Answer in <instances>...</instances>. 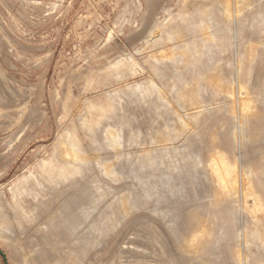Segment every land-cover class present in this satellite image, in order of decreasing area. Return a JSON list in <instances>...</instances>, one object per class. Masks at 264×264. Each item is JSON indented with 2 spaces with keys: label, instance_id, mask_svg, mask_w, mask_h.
<instances>
[{
  "label": "rangeland",
  "instance_id": "rangeland-1",
  "mask_svg": "<svg viewBox=\"0 0 264 264\" xmlns=\"http://www.w3.org/2000/svg\"><path fill=\"white\" fill-rule=\"evenodd\" d=\"M0 264H264V0H0Z\"/></svg>",
  "mask_w": 264,
  "mask_h": 264
},
{
  "label": "water",
  "instance_id": "water-1",
  "mask_svg": "<svg viewBox=\"0 0 264 264\" xmlns=\"http://www.w3.org/2000/svg\"><path fill=\"white\" fill-rule=\"evenodd\" d=\"M0 255L4 258V254L2 253V251L0 250Z\"/></svg>",
  "mask_w": 264,
  "mask_h": 264
}]
</instances>
